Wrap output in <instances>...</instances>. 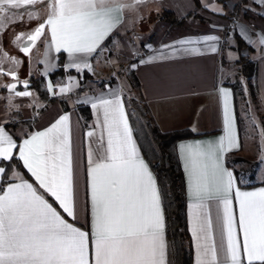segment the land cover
<instances>
[{
	"label": "snow or ice",
	"instance_id": "obj_1",
	"mask_svg": "<svg viewBox=\"0 0 264 264\" xmlns=\"http://www.w3.org/2000/svg\"><path fill=\"white\" fill-rule=\"evenodd\" d=\"M35 3L0 0V14ZM43 6L47 17L27 36L29 43L21 53L27 54L30 45L40 41L48 50L67 54L65 72H90L88 58L99 55L98 49L103 51L101 45L120 17L112 15L106 0H43ZM259 44L264 47V36ZM28 88L29 82L24 81V90L10 84L5 91L28 97ZM47 91L56 94L51 82ZM65 91L62 84L59 92ZM221 95L227 148L223 138L207 147L180 146L187 196L192 201L189 223L195 264H264V187L241 191L236 187L240 178L221 163L226 151L234 144L238 147V137L233 136L236 115L229 114L227 103L230 93L221 87ZM90 107L96 117L94 128L101 129L99 136L87 132L95 143L88 149L86 168L90 231L69 223L49 201L67 217L76 218L69 115H60L45 130L22 131L19 138L8 130L17 120L9 118L5 124L0 119V264H166L165 218L157 180L139 155L119 92L97 96ZM8 108L19 105L9 103ZM14 165L30 173L34 182L13 172Z\"/></svg>",
	"mask_w": 264,
	"mask_h": 264
},
{
	"label": "crops",
	"instance_id": "obj_2",
	"mask_svg": "<svg viewBox=\"0 0 264 264\" xmlns=\"http://www.w3.org/2000/svg\"><path fill=\"white\" fill-rule=\"evenodd\" d=\"M106 3L113 9L112 15L119 16L121 22L104 40L101 48L109 42H114L119 53L124 56L122 60L125 63H128L130 58H136L132 60L131 70L140 87L139 91L135 89L134 96L147 104L151 116L161 131L190 130L195 135L178 142L183 171L181 145L200 144L207 147L218 144L223 138L227 148L228 135L224 130V97L221 95V87L229 91L227 103L229 114L236 115L233 136L238 137V147L234 144L232 150L226 151L221 163L234 171L228 164V156L244 153V146L238 124L234 91L229 85L230 82L222 80V69L234 65L239 59L240 52L237 49L239 37L246 45L243 53L257 61L255 81L258 98L264 108V47L259 44L260 37L264 36V0H106ZM34 5L36 9L43 10L41 11L43 14H39L31 22H23L25 29L38 26L47 17L43 0H37ZM28 8L29 6H26L24 9ZM165 11L172 12L177 18H184V22L181 25H174L162 19L161 16ZM12 12L13 10H9L7 14H0L8 17L0 19V74L11 79L5 83L0 82V119L8 124L9 118L15 119L14 112H20L22 120L35 118L29 125L20 122L15 129L9 127L8 130L19 138L22 131L45 130L60 115H69L70 149L76 174V218L67 217L57 204L53 206L69 223L81 230L90 231L86 168L88 149L90 146L95 148V143L87 137V132L95 131L97 136L101 132V129L94 128L96 117L90 107L92 99L101 94L107 96L111 91L119 92L139 155L148 164L131 126L125 100L131 84L128 85V82L120 77L102 82L100 76L110 73L111 69L102 65L101 59L95 54L88 58L91 64L90 72L78 74L75 69L65 72L64 66L69 63L67 54L64 52L57 54L54 49L48 50L40 41L32 45L29 60V52L20 53L12 43H8L10 34L8 27L13 26L12 21L9 23L8 21L12 19L9 17ZM211 35L219 37V40H209L208 37ZM185 40H196L199 43L182 44ZM213 46L217 48L215 53L211 51ZM15 56L18 61L19 57L23 58L22 63L19 61L21 65L15 66L12 63ZM61 59L63 71L57 73ZM141 60L144 62L141 63ZM133 65L136 67L133 68ZM84 74H89L91 80L84 79ZM30 77H45L47 84L51 82L56 89L55 95L49 93L50 98L59 97L64 100L53 99L41 110L38 95L33 89H27L30 91L28 97H16L14 91H5L10 84H17V89L24 90L20 89V86L23 87L24 81H28ZM69 77L76 79L69 82ZM82 83L86 90L76 94ZM62 84L66 87L64 93L59 92ZM9 103L19 105V108L9 109ZM81 106L91 111V120L87 123L79 113ZM25 126H29V129L25 130ZM149 168L156 178L150 165ZM18 172L27 179L22 172ZM184 175L187 186L185 171ZM11 179L14 177L11 176ZM29 182L33 181L29 180ZM157 187L159 189L158 182ZM236 187L241 191H258L264 187V181H256L255 185L250 186H240L237 183ZM191 203L192 201L188 199V221ZM211 204L214 215L215 202ZM161 205L165 218L162 200ZM165 242L167 246L166 233ZM191 242L195 264L196 254L192 237ZM165 260L168 264V250Z\"/></svg>",
	"mask_w": 264,
	"mask_h": 264
},
{
	"label": "trees",
	"instance_id": "obj_3",
	"mask_svg": "<svg viewBox=\"0 0 264 264\" xmlns=\"http://www.w3.org/2000/svg\"><path fill=\"white\" fill-rule=\"evenodd\" d=\"M161 17L174 25H181L184 22V18H177L175 14L170 11L163 12ZM245 47V43L238 37L237 49L240 52V56L235 64L238 66L240 76L245 79L252 96L258 97V89L255 81L257 61L252 59L248 54L243 53ZM61 62L62 59L60 60L61 66L58 70L59 73L63 71V63ZM89 77V74H84V79H89ZM229 85L232 86L234 91L238 124L241 129L239 117V97L241 96V90L238 84L230 83ZM132 86L139 91V81L134 72H132ZM22 88L23 87L20 86V89ZM29 88L33 89L37 93L39 101L44 103L41 110L53 99L64 100V98L59 97L50 98L45 77L31 78L29 81ZM85 90L86 87L84 83H82L76 94ZM125 100L131 126L142 154L157 178L165 213L168 264H194V251L188 221L187 186L178 153V142L183 139L194 137L195 135L190 130L163 132L151 116L145 102L136 96H126ZM79 113L86 123L91 120V111L89 108L81 106L79 108ZM14 116V120H17V123L14 127H10L11 129H15L20 122L29 125L33 123L35 119L33 118L28 121L22 120L20 112H14ZM230 156L231 155L228 156V164L231 166ZM16 170L22 172L27 179L33 181L30 174H25V169L17 168L14 165L12 171L15 172ZM235 174L242 181H238L240 186H250L256 183L251 180L249 182H244V172L241 173L236 170ZM9 178L11 179V173H9ZM49 200L56 205L51 198H49Z\"/></svg>",
	"mask_w": 264,
	"mask_h": 264
},
{
	"label": "rangeland",
	"instance_id": "obj_4",
	"mask_svg": "<svg viewBox=\"0 0 264 264\" xmlns=\"http://www.w3.org/2000/svg\"><path fill=\"white\" fill-rule=\"evenodd\" d=\"M41 11L43 12L41 9H36V5H29L28 9L13 10V12L18 13L17 15H12L13 12L9 15L12 19L9 20L8 23L12 21L13 26L8 27L10 29L8 43H12L15 48H18L20 53V49L24 47L25 44L29 43L27 41V36L31 34L35 27H37L34 26L25 29L22 23L35 20L39 14H43ZM45 11L47 12L48 10ZM32 45L33 44L30 45L29 60L31 59ZM102 49L103 51H99L98 57L101 59V64L110 68L111 72L102 74L100 80L102 82L107 80L112 81L115 80V78L120 77V79H124V81L126 80L128 85L131 84L127 96H134L133 92L135 89L132 86L131 64L133 63L132 60H136V58H130L128 63H125L122 60L124 56L119 53L114 42H109ZM19 61L22 63L23 58L19 57ZM19 61L16 56L12 59V63H14L15 66L20 64ZM15 66L13 65V67ZM222 73L223 81L238 84L241 90V96L239 97V117L244 153L231 155L230 164L234 171L238 170L241 173L244 172V182H249L250 180L255 182L264 181V163L261 162L264 160V108L262 107L259 98L254 95L252 96L250 93L247 87L248 85L246 84L245 79L240 76L236 64L223 67ZM31 78L34 77H30L28 81H30ZM89 79L91 80L90 77ZM9 80H11L10 77L5 78L0 74V82L5 83ZM40 103L41 106H43L44 103ZM27 129H29V126H25V130Z\"/></svg>",
	"mask_w": 264,
	"mask_h": 264
}]
</instances>
